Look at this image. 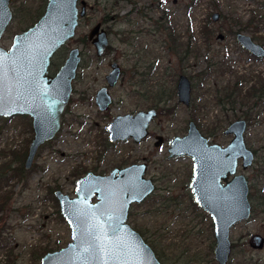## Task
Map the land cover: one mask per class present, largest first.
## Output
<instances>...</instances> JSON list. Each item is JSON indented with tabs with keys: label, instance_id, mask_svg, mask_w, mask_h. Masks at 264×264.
<instances>
[{
	"label": "rangeland",
	"instance_id": "374dc122",
	"mask_svg": "<svg viewBox=\"0 0 264 264\" xmlns=\"http://www.w3.org/2000/svg\"><path fill=\"white\" fill-rule=\"evenodd\" d=\"M85 1L86 15L79 21L74 40L54 55L49 68L53 76L68 51L79 49L81 62L61 131L36 155L26 185L16 179L0 183V196L10 193L0 212V264H40L44 250L65 248L70 243V229L59 213L54 192L74 198L75 182L85 176V171L96 169L107 175L121 163L147 164L145 176L155 182L152 196L132 206L127 223L140 232L161 263L216 264L211 219L190 207L192 162L187 157L168 159L167 149L174 137L186 134L189 121L196 123L202 134L211 133L213 124L220 123L222 128L214 141L226 146L231 140L222 131L231 122L244 119L248 109L237 100L234 109L222 110L216 105L215 94L237 80H242L241 96L257 82L264 83V60L249 55L235 40V34L242 33L264 47V0ZM46 2L13 0V20L0 46L8 50L15 35L38 21ZM213 14L219 15L217 22L211 20ZM165 17L180 42L189 46L190 54L181 64L169 53L163 32L155 30V22L160 18L166 21ZM97 24L109 39V49L101 59L95 58L87 38ZM205 30L213 33L208 44L203 41ZM85 36L86 44L80 41ZM113 63L118 64L122 75L109 92L112 106L107 117H102L93 96L106 86L105 76ZM208 65L212 68L209 76L204 81L196 80L200 73L207 72ZM180 74L191 82L192 101L188 108L179 104L175 95ZM160 88L174 94L167 100L165 111L158 109L150 136L139 145L130 142L106 146L104 129L109 120L146 110L153 105L152 94ZM137 90L140 96L133 97L131 92ZM255 101L249 100L248 107L256 105L248 112L245 131L246 145L254 152L255 162L245 171L238 169L248 179V200L254 211L248 221L230 231L235 251L229 264H264V247L253 250L248 245L253 235L264 239V96ZM155 136L164 140L157 148ZM32 137L29 118H0V169L3 165L11 170L17 168ZM11 175L7 172V176Z\"/></svg>",
	"mask_w": 264,
	"mask_h": 264
},
{
	"label": "water",
	"instance_id": "95a60500",
	"mask_svg": "<svg viewBox=\"0 0 264 264\" xmlns=\"http://www.w3.org/2000/svg\"><path fill=\"white\" fill-rule=\"evenodd\" d=\"M12 1L0 0V40L13 20ZM85 15V0H47L43 14L32 27L15 35L8 50L0 46V118L29 116L32 120L33 137L24 160L25 170L31 169L38 151L61 130L62 114L81 62L79 49L68 52L54 76L49 75V68L54 55L74 40L79 21ZM218 19V14L211 17L213 22ZM87 38L96 58H101L109 48L107 32L97 24ZM235 40L252 57L264 59V48L247 35L238 33ZM110 70L107 86L95 98L100 112L110 107L108 89L116 86L121 75L117 63ZM176 96L178 103L190 105L191 84L187 77L178 78ZM156 116L155 110H148L116 117L106 128L108 141L130 139L141 143ZM246 127L242 119L230 124L224 135L232 139L221 147L209 145L190 122L186 135L174 138L168 149L169 158L187 157L192 162L189 188L194 204L211 218L217 264H227L229 260L230 229L251 216L248 181L238 172L239 166L245 171L254 160L244 140ZM157 140L156 147L162 138ZM146 170V165L140 164L113 170L107 176L89 172L76 181L74 198L55 191L59 213L70 229V243L45 254L40 264H161L127 223L130 207L143 203L154 192L152 180L145 178ZM249 246L261 250L264 239L254 235Z\"/></svg>",
	"mask_w": 264,
	"mask_h": 264
},
{
	"label": "trees",
	"instance_id": "16d2710c",
	"mask_svg": "<svg viewBox=\"0 0 264 264\" xmlns=\"http://www.w3.org/2000/svg\"><path fill=\"white\" fill-rule=\"evenodd\" d=\"M43 12H44V10H42V12L40 13V16L43 14ZM164 19L166 21H162L163 19L160 18L159 20H157V22H155V30L157 32H159V31L163 32V34L165 35V38L167 39L166 44H167V49H168L169 53L174 55L176 57L178 63L181 64L182 62H184L187 59V56L190 54V51L188 48L189 46H188V44H183L180 42V40H179L180 38L178 35H176L175 29L173 28L172 25H169L170 21L168 19H166V17ZM202 34L204 36V39H203L204 43L208 44V42L212 39L213 33L211 31L205 30L204 32H202ZM80 41L82 43L86 44L87 43L86 36L81 38ZM210 71H212V68H211V66L208 65L207 72L206 73H204V72L200 73L196 80L204 81L209 76ZM214 71H216V70H214ZM218 72L223 73V71L220 69ZM241 85H242V80H237L230 87L224 88L222 90H217L216 94H215V102H216L217 106H222L223 110H225L226 107H228L230 110H232L235 108L237 100H240L239 101L240 106H245L248 109L247 111L244 112V115H243L244 119H246L245 121L248 123L249 118H250V117L249 118L247 117L249 115L248 112H249V110H252L251 108H253V106L256 105V103H254L253 106L248 107L249 100L255 99L256 100L255 102L261 101V99L264 96V83L263 82H257V84H255L254 86H252L248 90V92L246 93L245 96H241V94H240V92H241L240 86ZM173 94H174V91H170L168 88H167V90H166V88L165 89H163V88L157 89L152 94V99H151V100H153L154 107H156L158 109L161 107L159 110L165 111L166 110V102H167V100L172 98ZM166 95H167V97H166ZM22 157H21V160H22ZM21 160H20L19 166L13 170H11L8 167H5L4 165L1 167V169H0V183H6L10 179H16L20 182L23 181V183L25 185L27 184V177L26 176L31 172L32 169L29 171H24L22 166H21V163H22ZM7 172L9 173V176L12 173L11 177L7 176ZM9 194L10 193L5 192L4 194H2L0 196V212L3 210L4 205L7 202ZM52 194H53L52 191L49 189V195H52ZM53 196H54V194H53ZM189 197H190V207L193 208L194 210L198 211L199 209L193 203L191 195ZM251 198H252V196H251ZM52 199H53V197H52ZM259 204L261 206L263 205V198H262L261 203H259ZM253 211H252V213H253ZM128 218L130 219V213H129ZM138 233L140 234L139 231H138ZM49 252H52V251L44 250L42 253V257ZM156 256L161 261L160 256L157 254H156Z\"/></svg>",
	"mask_w": 264,
	"mask_h": 264
},
{
	"label": "flooded vegetation",
	"instance_id": "af4514ba",
	"mask_svg": "<svg viewBox=\"0 0 264 264\" xmlns=\"http://www.w3.org/2000/svg\"><path fill=\"white\" fill-rule=\"evenodd\" d=\"M13 2V1H12ZM12 2H11V4H12ZM10 8H11V5H10ZM13 13V12H12ZM236 34H238V33H236ZM235 34V35H236ZM253 41V40H252ZM254 43H256L255 41H253ZM67 44V43H66ZM256 44H258V43H256ZM258 45H260V44H258ZM262 48H264L262 45H260ZM61 50V49H60ZM59 50V51H60ZM70 51V50H69ZM68 51V52H69ZM68 55V54H67ZM105 55V54H104ZM103 55V56H104ZM102 56V57H103ZM101 57V58H102ZM67 58V57H66ZM65 58V59H66ZM95 58H96V56H95ZM101 58H96V59H101ZM260 60H262V59H260ZM264 60V59H263ZM65 61V60H64ZM112 65V64H111ZM110 65V66H111ZM58 71V70H57ZM56 71V72H57ZM111 71V70H110ZM110 73V72H109ZM108 73V74H109ZM56 74V73H55ZM54 74V75H55ZM53 75V76H54ZM121 75H122V71H121ZM121 75H120V78H121ZM108 76V75H107ZM107 76H105V81H104V83H105V85L107 86V83H106V77ZM180 76H185V75H183V74H180L178 77H177V80H178V78L180 77ZM186 77V76H185ZM76 78V77H75ZM120 78H119V80H120ZM119 80H118V82H119ZM177 80H176V85H175V95H176V87H177ZM188 80H189V78H188ZM74 81H75V79H74ZM117 82V83H118ZM189 82H190V80H189ZM190 84H191V82H190ZM117 85V84H116ZM106 86H104V87H106ZM103 88V87H102ZM101 88V89H102ZM114 88V87H113ZM110 90H112V88H109L108 89V92H110ZM99 90H97L96 92H95V94H94V96H93V100H94V105H95V107H96V109H97V111H98V113L99 114H101L102 115V117H107L106 116V113H108L109 112V109H110V107L112 106V103H111V105H110V107L108 108V110H106V111H104V112H100L99 111V109H98V107L96 106V104H95V98H96V94H97V92H98ZM140 91H133V92H131L132 93V96L133 97H138V96H140V93H139ZM72 95H73V82H72V93H71V97H70V100H69V103H68V105L66 106V108L64 109V112H63V114H62V117L65 115V112H66V110H67V108H68V106H69V104H70V101H71V98H72ZM109 95H110V93H109ZM111 97V96H110ZM177 97V96H176ZM151 99H152V96H151ZM152 102H153V100H151ZM191 101H192V99L190 100V105L188 106V107H190L191 106ZM178 102V101H177ZM180 104V103H179ZM182 105V104H181ZM182 106H184V105H182ZM185 107V106H184ZM188 107H186V108H188ZM222 107V106H221ZM251 109H253V108H251ZM148 110H155L156 112H157V116H156V118L149 124V126H148V136L144 139V140H146L149 136H150V126L154 123V121L157 119V117H158V108H156V107H154V103H153V105L152 106H150V107H148L146 110H138V111H133V112H129V113H127V114H125V115H134V114H136L137 112H140V111H148ZM223 110V109H222ZM125 115H121V116H125ZM16 117H18V118H29L30 119V121H31V123H32V120H31V118L29 117V116H14L13 118H16ZM118 117V116H117ZM12 118V117H11ZM116 118V117H115ZM115 118H113V119H111V120H109V122H108V124L109 123H111ZM3 119H5V118H3ZM10 118H8L7 120H9ZM62 120H63V118H61V125H62ZM237 120H241V119H237ZM237 120H235V121H237ZM242 120H244V119H242ZM235 121H233V122H235ZM245 121V120H244ZM190 122H193V121H189L188 123H187V128H188V124L190 123ZM233 122H231L230 124H232ZM246 122V121H245ZM194 123V122H193ZM108 124H107V126H108ZM195 124V126H196V123H194ZM229 124V125H230ZM247 122H246V126H247ZM228 125V126H229ZM107 126H106V128H107ZM227 126V127H228ZM198 126H196V128H197ZM226 127V128H227ZM106 128L104 129L105 130V133H106V135H107V145L106 146H117V145H122V144H125V143H130V142H132L133 144H136V143H134L132 140H127V141H125V142H115V143H110L109 141H108V133H107V131H106ZM187 128H186V133H187ZM220 128V129H219ZM221 128L222 127H220V123H215V124H213V126H212V131H211V133H201L200 132V130L198 129V131L200 132V134L204 137V138H206L207 140H208V143H209V145H212V144H216V145H219V146H221L220 144H218L217 142H215L214 140H215V138H216V135L217 134H219L220 133V131H221ZM226 128L222 131V135L223 136H225V137H231V139H232V136H230V135H224V131L226 130ZM247 128V127H246ZM61 131V130H60ZM218 131V132H217ZM186 135V134H185ZM185 135H183V136H185ZM183 136H181V137H183ZM176 137H178V136H176ZM176 137H174V138H176ZM157 138H158V136L156 137L155 136V143H154V147H156V142H158V140H157ZM162 138V137H161ZM173 138V139H174ZM172 139V140H173ZM143 140V141H144ZM244 140H245V134H244ZM142 141V142H143ZM231 141V140H230ZM229 141V142H230ZM141 142V143H142ZM163 142H164V140H163V138H162V142L160 143V145L159 146H161V144H163ZM141 143H139V144H141ZM171 143V142H170ZM139 144H136V145H139ZM229 144V143H228ZM227 144V145H228ZM245 144H246V141H245ZM226 145V146H227ZM159 146H157V147H159ZM156 147V148H157ZM169 147H170V144H169ZM169 147H168V149H169ZM221 147H225V146H221ZM246 147L248 148V146L246 145ZM168 149H167V153H168ZM249 149V148H248ZM251 152H252V154H253V156H254V160H253V162H252V165L249 167V168H252V166H253V164H254V162H255V154H254V152L251 150V149H249ZM40 151V150H39ZM38 151V152H39ZM26 153H27V151H26ZM26 153L24 154V155H22L23 157V160L21 161L22 163H21V166H22V168H23V170L24 171H29V170H25L24 169V160H25V156H26ZM38 154V153H37ZM167 158L168 159H174V158H169V154H168V156H167ZM35 160V159H34ZM143 164H145V163H143ZM125 165V163H121V165H116L115 167H113L112 168V170L107 174V175H109L113 170H122V169H125V168H127V167H129V166H132V165H140V164H130V165H127V166H124ZM146 165V168H147V164H145ZM33 167H34V162H33V165H32V167H31V169H33ZM240 167V166H239ZM239 167H238V169H239ZM248 168V169H249ZM30 169V170H31ZM93 173L94 175H98V176H107V175H105L104 173H97L96 172V169H94L93 171H88V172H86L85 171V175L87 174V173ZM146 172H147V170H146ZM146 175V174H145ZM191 177H192V169H191ZM145 178H146V176H145ZM80 179V178H79ZM146 179H148V178H146ZM150 179V178H149ZM150 180H152V179H150ZM190 180H191V178H190ZM190 180H189V183H190ZM247 181H248V179H247ZM76 183V182H75ZM152 183L154 184V191L156 190V185H155V182L152 180ZM189 183H188V190H189V194L191 195V192H190V188H189ZM154 193V192H153ZM249 194V193H248ZM152 196V195H151ZM150 196V197H151ZM150 197H148V198H150ZM147 198V199H148ZM191 198H192V195H191ZM146 199V200H147ZM145 200V201H146ZM192 201H193V199H192ZM194 203V202H193ZM135 205H137V204H135ZM132 206H134V205H132ZM132 206L130 207V210H131V208H132ZM197 207V206H196ZM198 208V207H197ZM199 210H201L202 211V209H200V208H198ZM130 210H129V213H130ZM202 213L206 216V217H209L205 212H203L202 211ZM251 213H252V209H251ZM128 216H129V214H128ZM210 218V217H209ZM211 219V218H210ZM249 220V219H248ZM248 220H246V221H248ZM242 222H245V221H242ZM242 222H240V223H242ZM211 223H212V221H211ZM240 223H237V224H240ZM237 224H235L232 228H234ZM212 227H213V225H212ZM231 228V229H232ZM231 229H230V231H231ZM229 234H230V232H229ZM140 235V234H139ZM141 236V235H140ZM254 236V235H253ZM142 237V236H141ZM213 237H214V234H213ZM143 239V238H142ZM144 240V239H143ZM229 240H230V235H229ZM144 242H145V240H144ZM146 243V242H145ZM230 243H231V251H230V256H229V260H228V262H227V264H229L230 263V260H231V258H232V255H233V252L235 251V244H233L232 242H231V240H230ZM147 244V243H146ZM248 245H249V242H248ZM150 247V246H149ZM214 247H215V239H214ZM214 247H213V251H214ZM250 247V246H249ZM264 247V246H263ZM151 248V247H150ZM251 248V247H250ZM152 249V248H151ZM252 249V248H251ZM263 249V248H262ZM261 249V250H262ZM153 251V250H152ZM154 252V251H153ZM154 254H155V252H154ZM155 256H156V254H155ZM156 258H157V256H156ZM213 258H214V255H213ZM158 259V258H157ZM159 260V259H158ZM215 261V260H214ZM159 262L161 263V261L159 260ZM162 264V263H161ZM217 264V263H216Z\"/></svg>",
	"mask_w": 264,
	"mask_h": 264
},
{
	"label": "snow or ice",
	"instance_id": "6c2138e0",
	"mask_svg": "<svg viewBox=\"0 0 264 264\" xmlns=\"http://www.w3.org/2000/svg\"><path fill=\"white\" fill-rule=\"evenodd\" d=\"M0 68H2V65H0Z\"/></svg>",
	"mask_w": 264,
	"mask_h": 264
}]
</instances>
